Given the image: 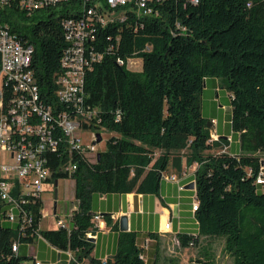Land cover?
<instances>
[{"label":"trees","instance_id":"1","mask_svg":"<svg viewBox=\"0 0 264 264\" xmlns=\"http://www.w3.org/2000/svg\"><path fill=\"white\" fill-rule=\"evenodd\" d=\"M152 6L155 15L142 19L129 12L125 22L96 32L93 47L100 59L85 73V101L98 110V134L110 137L94 160L74 154L71 174L55 172L66 160L64 147L50 162V181H74L69 224L41 230V197L26 206L32 221L22 229L19 223L4 225L2 212L0 264H35L20 248L37 236L81 264H157L145 259L133 231L118 233L112 256L94 258V243L86 237L97 229L91 200L94 194L157 192L162 172L182 150L187 164L198 165L199 233L223 238L232 264H264V191L255 184L264 153V0H198L195 5L164 0ZM79 7L77 0L30 16L0 9V24L33 46L30 69L40 95L56 109L62 108L55 103L54 80L66 46L61 22ZM130 59H140L141 69H128ZM208 78L220 79L230 93L231 129L239 134L240 154L227 153L224 138L210 141V121L201 105ZM215 148L217 153H208ZM176 238L182 248L197 241L186 234Z\"/></svg>","mask_w":264,"mask_h":264},{"label":"built area","instance_id":"2","mask_svg":"<svg viewBox=\"0 0 264 264\" xmlns=\"http://www.w3.org/2000/svg\"><path fill=\"white\" fill-rule=\"evenodd\" d=\"M74 1L77 0H0V9L11 8L30 16ZM79 1L78 13L63 18L61 22L66 46L60 57L61 72L54 80V98L62 109L47 104L40 95L30 69L33 46L7 24H0V152L6 153L11 161L0 164V202L7 221L19 223L21 229L31 224L30 211L26 206L40 198L50 182L52 168L49 165L53 156L59 155V149L64 147L67 157L58 163L56 173L73 172L74 154L96 157V127L100 120L98 110L85 101L84 77L92 63L100 59V54L93 47L97 30L110 23L125 22L129 12L142 19L155 15L152 5L164 0ZM188 1L198 4V0ZM117 62L123 63L121 60ZM83 132L88 133L86 139ZM218 139L210 130V141ZM161 177L168 181L176 180L174 175L162 174ZM255 184L264 191L263 166ZM196 209L195 201L192 211ZM102 218L96 213L93 221L97 225ZM57 225L66 226L62 220H58ZM161 233H171L170 221L163 223ZM86 237L94 240L96 236L89 232ZM37 239L42 238L37 236ZM12 251H18V244L12 246ZM63 253H67L70 264H81L71 253ZM35 264L40 263L36 261Z\"/></svg>","mask_w":264,"mask_h":264},{"label":"crops","instance_id":"3","mask_svg":"<svg viewBox=\"0 0 264 264\" xmlns=\"http://www.w3.org/2000/svg\"><path fill=\"white\" fill-rule=\"evenodd\" d=\"M202 113L210 121V128L219 138L228 140L227 153L240 154L239 134L231 129V96L220 79L208 78L202 92ZM214 121V123H212ZM102 139V138H101ZM218 149L209 151L215 154ZM3 161L10 163V158L4 152ZM160 154L156 152L155 158ZM179 158L170 161L162 174L174 175L175 181L165 178L159 180L158 191L155 193H111L94 194L91 200V210L96 214L108 215L97 223L94 250L92 256L105 259L115 253L120 231L119 220L127 219V230L138 233V243L144 247L145 259L151 262L164 261L167 264H232L231 256L224 251V240L221 237L205 236L199 233L192 205L195 200L196 163L187 164V150L175 152ZM264 167V158H262ZM74 182V181H73ZM55 182L50 181L48 184ZM0 203V214L4 212ZM44 210V202H43ZM55 213V209H54ZM71 213V212H70ZM70 215V214H69ZM115 216V219L112 218ZM69 217V216H68ZM43 218V215H42ZM57 220H60L56 216ZM42 220V219H41ZM171 222V233H161L164 222ZM67 220V224L69 223ZM41 223V221H40ZM39 223V228H40ZM4 225L10 223L3 221ZM41 230H56L57 227ZM155 233V237L151 236ZM177 234L196 237L193 247L182 248L176 238ZM171 243L173 253L171 259L164 258L163 249ZM20 253L40 264H70L67 253H61L51 247L43 239H36L32 244L22 246Z\"/></svg>","mask_w":264,"mask_h":264},{"label":"rangeland","instance_id":"4","mask_svg":"<svg viewBox=\"0 0 264 264\" xmlns=\"http://www.w3.org/2000/svg\"><path fill=\"white\" fill-rule=\"evenodd\" d=\"M127 66L131 70H140L141 69V60L140 59H132L129 60ZM82 136L84 139L88 136V133L83 132ZM110 137L109 133L102 132L101 133V141L96 143V151L98 152L104 151L106 146V141ZM261 158H264V153L259 154ZM91 160H94V157H90ZM3 161L2 153L0 152V163ZM56 195V197H55ZM41 198L44 202V210H43V218L40 223V228L48 229L57 227V218L59 217L65 224H67L68 216L70 212L73 210V201H74V182L72 179H58L57 186H54V183L46 184L44 192L41 195ZM55 209V213H54ZM172 247L171 243L169 245H165L163 249L164 258L171 259L173 253H171ZM159 264H167L164 261H160Z\"/></svg>","mask_w":264,"mask_h":264},{"label":"water","instance_id":"5","mask_svg":"<svg viewBox=\"0 0 264 264\" xmlns=\"http://www.w3.org/2000/svg\"><path fill=\"white\" fill-rule=\"evenodd\" d=\"M207 125L210 128L211 124L208 123ZM100 141H101V136L99 134H97V142H100ZM97 158H99V155H97ZM56 184H57V181L55 182V185ZM55 197H56V195H55ZM119 226H120V231H126L127 230V219H126V217L122 216L120 218ZM91 241H93V240H91Z\"/></svg>","mask_w":264,"mask_h":264}]
</instances>
